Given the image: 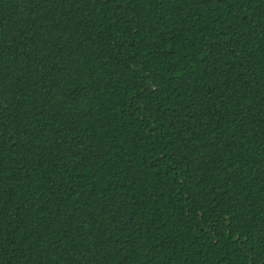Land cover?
<instances>
[{"label":"trees","instance_id":"trees-1","mask_svg":"<svg viewBox=\"0 0 264 264\" xmlns=\"http://www.w3.org/2000/svg\"><path fill=\"white\" fill-rule=\"evenodd\" d=\"M0 264H264V0H0Z\"/></svg>","mask_w":264,"mask_h":264}]
</instances>
